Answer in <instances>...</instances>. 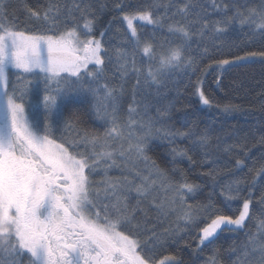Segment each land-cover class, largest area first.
I'll list each match as a JSON object with an SVG mask.
<instances>
[{
	"label": "snow or ice",
	"instance_id": "snow-or-ice-1",
	"mask_svg": "<svg viewBox=\"0 0 264 264\" xmlns=\"http://www.w3.org/2000/svg\"><path fill=\"white\" fill-rule=\"evenodd\" d=\"M106 7L97 10L85 0H47L40 7L25 3L22 28L15 19L9 22L0 0V264H24L25 257L27 264H183L178 255H157L158 250L181 242L191 247L185 237L196 229L193 252L199 256L222 233L241 231L252 218L251 193L242 196L238 180L221 188L219 206L211 196L207 203H189L202 191L201 184L183 169L161 168L148 155L150 141L155 135L173 145L169 156L174 166L184 159L196 166L190 149L176 146V140L206 147L209 134L194 131L187 122L185 131L155 128L153 118L141 115L143 102L137 97L145 87H155L159 95L173 74L190 70L201 72L194 82L189 77L188 85L199 104L225 114L236 111V105H220L207 94L204 75L213 64V71L223 73L256 58L264 63V51L213 59L204 41L212 40L215 47L237 24L264 37V0L259 7L238 0H209L207 6L204 0H113L115 15L98 39V11ZM117 20L124 26L117 29L121 41L110 49L103 37ZM148 25L151 33L142 31ZM165 28L161 39L157 31ZM206 56L212 64L202 70ZM109 65L117 84L100 83ZM12 69L37 80L42 74V96L26 104L25 81L17 75L13 84ZM133 79L132 102L122 119L119 100ZM214 81L219 86L220 75ZM85 92L93 96L95 115L104 121L102 134L81 128L74 113L65 117L67 101ZM173 107L157 108V118ZM62 125L68 136L55 137ZM258 143L264 145V136ZM118 160L131 167L126 163L121 169ZM235 163L243 165L240 159ZM114 168L121 169L120 176L110 175ZM101 174V180H93ZM257 175L264 176V167ZM233 202H241L237 213H232ZM257 231L260 241L249 232L248 243L232 247L233 254L239 253L236 264H264V219ZM204 264H218L216 250Z\"/></svg>",
	"mask_w": 264,
	"mask_h": 264
},
{
	"label": "trees",
	"instance_id": "trees-1",
	"mask_svg": "<svg viewBox=\"0 0 264 264\" xmlns=\"http://www.w3.org/2000/svg\"><path fill=\"white\" fill-rule=\"evenodd\" d=\"M94 6V9H99L101 4H106L107 7L102 11H98L97 24L95 35L101 39L100 32L105 31L108 26V21L115 15L111 12L113 0H85ZM133 3L139 4L142 0H132ZM147 3L149 0H143ZM157 2V0H151ZM159 2L167 4L169 0H159ZM209 0H204L207 6ZM6 5L4 11L8 14L7 19L11 22L13 19L23 28L26 17L23 13V5L27 3L31 6L40 7L47 3V0H3ZM261 0H238L239 5L247 7H259ZM160 11H163L161 9ZM210 19H214L216 14L211 8L208 9ZM33 25L29 24L28 27ZM124 26L117 20L113 22L111 30L106 32L103 37L105 46L113 49L120 44L121 35L117 34V29H122ZM142 31L151 33L153 27L148 25L142 28ZM167 35L166 28L163 31H157V36L163 39ZM223 41V43H221ZM204 43L209 47V56L213 59L232 58L234 53L243 54L244 51H264V37L259 34L251 35V30L245 26L241 28L238 24L232 27L226 36L221 37V40L213 41L206 39ZM193 49L196 44L192 45ZM217 49H219L217 51ZM139 60L140 57H137ZM212 64V60L206 56L201 68ZM227 67V66H226ZM215 69V65H212ZM209 69L204 75V82L207 94H209L215 102L220 105L232 104L237 106V110L230 113H223L216 107L207 108L199 104L196 97L191 95L189 85V77L194 82L201 72H196L195 75L189 70L185 75L183 71L173 74L171 79L167 81L166 87L160 90L159 95L155 87H145L137 97L142 100L141 115L145 112L147 117L153 118L155 128H164L175 131H185L182 127L187 122L188 127H192L194 131L202 133L207 131L209 134L208 145L193 147L191 140H183L177 138L176 146L180 148L190 149L189 154L198 162L196 166L191 165L186 159L181 160L175 166L170 162L169 156L170 145L168 140L161 139L158 136H153L150 141L151 151L148 153L152 159L161 168L171 169L176 167L183 169L191 180L201 184L202 191L197 194L194 200L189 203H207L208 197L211 196L212 201L219 206V202L223 199L221 188L233 181H241V187L244 189L242 196H248L251 193L252 199V218L247 222L246 227L238 232L225 231L221 234L219 240L214 245L209 246L199 256L195 255L193 249L197 241L194 239L198 230H192L190 235L185 239L191 247H185L183 242L178 245L169 244L165 249H160L157 255L176 254L183 264H204V261L217 252L218 264H236L237 255L231 251L232 247L240 248L241 245L248 243V233L251 232L257 236L260 241L261 237L257 231V225L260 219H264L262 209L264 204L260 203V199L264 196V176H259L257 173L264 167V145L258 143L261 136H264V63L260 62L259 58L254 61H245L238 65H232L226 71L220 73L218 70ZM106 79L101 80V84H117L118 79L113 77V69L111 65L105 70ZM17 75H20L27 89L26 104L35 102L37 95L43 94V79L37 80L35 77L20 73L12 69L9 72V79L13 84L17 83ZM220 75L221 83L219 86L214 81V77ZM31 81V83H27ZM135 80L128 81L125 84L124 94L120 97L119 108L122 119L127 118V108L132 102V84ZM95 100L90 93H83L79 96H74L67 101L65 117L69 118L74 113L80 117V127L89 131L103 133L105 131L104 121L100 120L95 115L93 105ZM170 105L174 107L169 111L167 116L157 118V108H166ZM31 115V108H28ZM68 136L64 131L63 125L59 131L54 132L55 137L61 135ZM247 145L244 147V145ZM230 149V150H228ZM207 153V157H205ZM240 159L243 161L242 166H237L235 161ZM203 162V163H200ZM121 169L127 163L131 167V163L127 161H119ZM140 169L144 168L143 162H136ZM121 169H112L110 175L113 177L121 175ZM212 171L213 176L202 175L204 172ZM171 175V173H170ZM93 180L99 181L101 175H94ZM176 179L179 178L177 175ZM134 202V201H133ZM241 202H233L232 213H237ZM231 214V213H230ZM175 217H170L169 220H174ZM24 264H27V257L24 258Z\"/></svg>",
	"mask_w": 264,
	"mask_h": 264
}]
</instances>
